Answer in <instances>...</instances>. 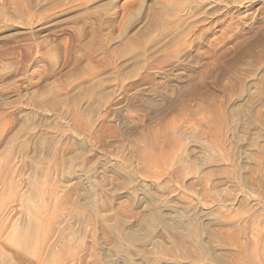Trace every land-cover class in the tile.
I'll return each instance as SVG.
<instances>
[{"label":"rangeland","instance_id":"obj_1","mask_svg":"<svg viewBox=\"0 0 264 264\" xmlns=\"http://www.w3.org/2000/svg\"><path fill=\"white\" fill-rule=\"evenodd\" d=\"M0 264H264V0H0Z\"/></svg>","mask_w":264,"mask_h":264}]
</instances>
